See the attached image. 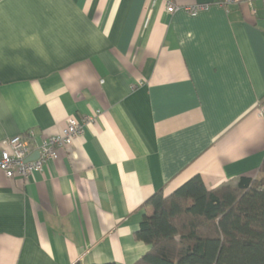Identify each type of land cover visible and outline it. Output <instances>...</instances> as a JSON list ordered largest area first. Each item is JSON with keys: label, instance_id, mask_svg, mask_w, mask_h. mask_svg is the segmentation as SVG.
Wrapping results in <instances>:
<instances>
[{"label": "crops", "instance_id": "1", "mask_svg": "<svg viewBox=\"0 0 264 264\" xmlns=\"http://www.w3.org/2000/svg\"><path fill=\"white\" fill-rule=\"evenodd\" d=\"M175 2L207 7L0 0V153L94 116L41 172L0 170V264H133L154 193L260 175L262 1Z\"/></svg>", "mask_w": 264, "mask_h": 264}, {"label": "trees", "instance_id": "2", "mask_svg": "<svg viewBox=\"0 0 264 264\" xmlns=\"http://www.w3.org/2000/svg\"><path fill=\"white\" fill-rule=\"evenodd\" d=\"M259 174L214 188L197 174L154 193L134 232L149 249L133 264H264V158Z\"/></svg>", "mask_w": 264, "mask_h": 264}, {"label": "built area", "instance_id": "3", "mask_svg": "<svg viewBox=\"0 0 264 264\" xmlns=\"http://www.w3.org/2000/svg\"><path fill=\"white\" fill-rule=\"evenodd\" d=\"M217 3L227 6L229 4H239L242 2L251 3L252 0H215ZM262 1L264 9V0ZM156 0H152L154 5ZM207 7L205 3H194L186 6L176 4L175 0H166V11L172 13L179 8H183L191 15H195L201 9ZM259 114L264 117V101L258 104ZM94 121V116L87 117L82 121L73 117L66 118V124L60 133L44 137L40 143L33 141V132L17 134L7 141V148L0 153V170L7 178L20 177L28 178L32 172H41L45 163L54 160L61 149L72 145L77 136L83 134L84 123ZM33 152H38V157L28 160V156Z\"/></svg>", "mask_w": 264, "mask_h": 264}, {"label": "water", "instance_id": "4", "mask_svg": "<svg viewBox=\"0 0 264 264\" xmlns=\"http://www.w3.org/2000/svg\"><path fill=\"white\" fill-rule=\"evenodd\" d=\"M38 157V152H33L32 154H30V156H28V160H31V159H35Z\"/></svg>", "mask_w": 264, "mask_h": 264}]
</instances>
